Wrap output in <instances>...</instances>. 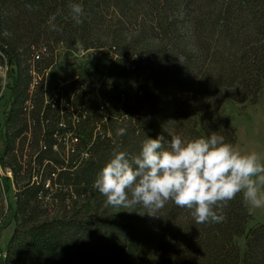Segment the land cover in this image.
Instances as JSON below:
<instances>
[{
	"label": "trees",
	"instance_id": "obj_1",
	"mask_svg": "<svg viewBox=\"0 0 264 264\" xmlns=\"http://www.w3.org/2000/svg\"><path fill=\"white\" fill-rule=\"evenodd\" d=\"M70 2L83 6L80 25ZM75 44L102 51L109 74H79L48 94L58 48ZM2 65L15 69V88L0 162L20 222L3 264H264V225L249 227L242 192L220 223L196 224L173 201L155 215L136 205L128 219L87 204L114 148L131 158L169 131L235 144L222 110L264 89V0H0Z\"/></svg>",
	"mask_w": 264,
	"mask_h": 264
},
{
	"label": "clouds",
	"instance_id": "obj_2",
	"mask_svg": "<svg viewBox=\"0 0 264 264\" xmlns=\"http://www.w3.org/2000/svg\"><path fill=\"white\" fill-rule=\"evenodd\" d=\"M33 10L31 4L25 5ZM68 8L76 25L82 23V4L70 2ZM59 10L49 18L51 30ZM126 129L117 130L125 135ZM170 141L163 135L146 138L140 152L129 158L125 151L113 149L112 158L94 182V188L115 207L142 205L147 214L155 215L166 202L173 201L191 210L196 224L220 223L223 207L243 192L248 213L264 208V162L255 151L242 152L212 132L209 137L190 140L173 134ZM216 209H220L218 213Z\"/></svg>",
	"mask_w": 264,
	"mask_h": 264
},
{
	"label": "rangeland",
	"instance_id": "obj_3",
	"mask_svg": "<svg viewBox=\"0 0 264 264\" xmlns=\"http://www.w3.org/2000/svg\"><path fill=\"white\" fill-rule=\"evenodd\" d=\"M102 52V51H101ZM95 50H84L79 44L70 46H61L58 48V62L56 66L48 73L46 80V92L52 94L57 88L65 85L79 74L99 73V76L106 78L111 70L105 67V56ZM1 92H0V156L3 153L4 137L6 130L4 124L6 116L12 108L14 99L15 69L9 66H0ZM224 116L230 120L232 128L236 132V142L242 152H257L261 155L264 162V89L256 103L238 104L228 101L223 106ZM10 176L9 174H7ZM8 191L5 194L8 212L6 218L0 223V264L6 257L10 241L19 226V217L16 215L15 193L17 186L13 180H8ZM264 191V187L261 189ZM243 193V192H242ZM82 202L75 208L80 209ZM89 209H95L98 206L106 209L110 213L118 214L121 218H130L134 211L133 207H115L106 203V197L99 191L89 196L87 202ZM85 211V209H83ZM252 219L249 227L264 225V208L256 209L251 214ZM242 249L245 247V238L238 239Z\"/></svg>",
	"mask_w": 264,
	"mask_h": 264
},
{
	"label": "built area",
	"instance_id": "obj_4",
	"mask_svg": "<svg viewBox=\"0 0 264 264\" xmlns=\"http://www.w3.org/2000/svg\"><path fill=\"white\" fill-rule=\"evenodd\" d=\"M76 78H77V76H76ZM63 106L68 108V107H70V104L69 103H63ZM0 171H3L4 178L10 179V180L12 179V176H13L12 172L9 169L4 168L3 165L1 164V162H0ZM7 174H9L10 176H8Z\"/></svg>",
	"mask_w": 264,
	"mask_h": 264
},
{
	"label": "bare ground",
	"instance_id": "obj_5",
	"mask_svg": "<svg viewBox=\"0 0 264 264\" xmlns=\"http://www.w3.org/2000/svg\"><path fill=\"white\" fill-rule=\"evenodd\" d=\"M0 177H1V178H4V173H3V171H0ZM12 179H13V176H12Z\"/></svg>",
	"mask_w": 264,
	"mask_h": 264
},
{
	"label": "water",
	"instance_id": "obj_6",
	"mask_svg": "<svg viewBox=\"0 0 264 264\" xmlns=\"http://www.w3.org/2000/svg\"><path fill=\"white\" fill-rule=\"evenodd\" d=\"M13 72H14V69H13Z\"/></svg>",
	"mask_w": 264,
	"mask_h": 264
}]
</instances>
